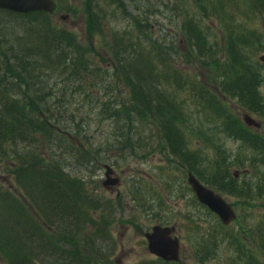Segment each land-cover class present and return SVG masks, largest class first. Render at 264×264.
Wrapping results in <instances>:
<instances>
[{"label": "rangeland", "instance_id": "rangeland-1", "mask_svg": "<svg viewBox=\"0 0 264 264\" xmlns=\"http://www.w3.org/2000/svg\"><path fill=\"white\" fill-rule=\"evenodd\" d=\"M55 1L58 10L49 19L56 27L76 35L80 45L91 47L87 50L86 59L91 61L99 74L97 79H91L82 73L84 81L75 82L68 81L71 80V70L68 69L65 74L49 69L42 78L37 79V83L42 86L44 93L49 91L47 83H52L56 87V94L66 95L62 106L68 109V115H63L68 121L66 125L69 133L75 137L74 125L80 123L83 126L82 137L87 135L93 148L100 149V158L94 164L97 168H81L71 156L66 171L73 179L82 178L85 189L96 205L100 206L93 216L94 222L101 223L105 217L110 223L103 234L112 247L107 250L109 261L112 264H165L150 254L145 239V234L151 233L156 225H162L176 229L173 235L180 241V259L177 264H250V252L247 256L243 254L247 253V247H253V243L257 242L256 233L249 231L259 228L264 230V200L247 203L237 193L227 191L224 184L212 187L210 174L214 167L220 165L216 167L220 169L219 175L232 176L233 180L238 181V186L252 187L263 182L264 143L260 137H264V117L262 112L257 114L244 110L239 102L223 94L218 86L220 80L216 79L220 69L212 71L216 66L208 64L211 59L206 63L195 50L194 54L192 50L189 53L185 38L189 34L190 19L195 23L198 21L200 27L191 30L190 35L200 30L206 37L205 46L218 45L217 49L208 47L207 55L223 59L225 37L221 31L232 20L227 18L222 22L225 18L210 15L198 17L197 6L192 0H120L126 5L127 12L110 5L106 0L92 2L94 11L101 13L104 18L108 15V28L111 26L122 38H141L145 44L156 40L157 45H164L172 61L170 74H178L180 79H184L171 81L170 78L167 82H155L162 87L158 94L171 98L178 107V131L182 134L180 138L175 130L166 128L163 146L157 134L159 130L153 123L140 124L134 120V114H130L129 120L124 112L121 120L115 117L114 111L121 105L131 108L132 97L131 83L117 76L105 47L108 43L113 44L116 37L112 38L110 29L106 27L104 36L91 27L87 0ZM248 4L250 9L244 3L243 9L233 11L243 20L242 24L235 27L251 33L255 49L248 51L254 61H260L264 58V19L255 6ZM245 9L253 13V20L246 18ZM128 14L132 16L128 17ZM133 16L147 19L152 29V40L149 41L146 34L137 30ZM68 54L73 58V50L69 49ZM204 64L210 66L205 67ZM260 64L257 91L264 98V62L260 61ZM193 84L196 85L194 89L190 86ZM76 86L82 87L83 91L76 92ZM202 87L212 94L204 105L199 100ZM73 113L77 117L75 124L68 118ZM246 114L261 122L263 127L260 131L256 132L243 124ZM236 124H242L248 133L241 138L236 136ZM207 135L210 139H207ZM182 141L188 149L176 157L179 152L171 154V151ZM16 162L21 164L20 161ZM17 164L13 159L0 164V188L12 191L26 211L34 215L36 207L30 196L24 198V192L15 191ZM103 164L113 167L114 174L110 179H119V186L103 187ZM188 173L195 175L203 186L219 193L234 207L237 220L226 229L231 235L230 239L226 233L215 235L218 234L217 224L220 221L197 201L187 181ZM97 226H88L87 237L95 238L98 235ZM203 233L219 237L217 246H213V242L208 244ZM233 235L238 238L240 235L243 244H238L240 240L232 241ZM261 252L262 262L264 251ZM0 264H6L1 257Z\"/></svg>", "mask_w": 264, "mask_h": 264}, {"label": "trees", "instance_id": "trees-1", "mask_svg": "<svg viewBox=\"0 0 264 264\" xmlns=\"http://www.w3.org/2000/svg\"><path fill=\"white\" fill-rule=\"evenodd\" d=\"M93 1L87 0V9L91 12L90 25L104 36L105 27L109 25L108 15L104 18L101 13L94 11ZM192 1L197 6L198 17L210 15L225 18L221 19L222 22L230 18L232 23L221 31L225 37L223 59H214L207 55L206 49H217L218 45L205 46L206 37L200 30L190 35L191 30L200 27L197 18L198 25L190 19L189 34L185 36L189 53L192 50L194 54L195 50L206 63L211 59L208 64L216 66L211 70L216 72L220 69L216 79L220 80L218 86L223 94L239 102L244 110L257 114L262 112L264 117V98L257 91L260 80L258 67L261 64L260 61H254L248 51L255 49L251 33L235 27L242 24L243 20L234 14L244 3L250 9V3L264 19V0ZM106 2L127 12L126 5L120 0ZM249 9L244 12L251 21L254 16ZM50 15L43 12L17 14L0 10V164L12 159L15 164L16 161L21 162L17 164L15 191L24 192V198L29 195L36 207L32 215L12 191L0 188V257L6 264H112L107 252L112 247L103 236L110 223L105 217L101 223L94 222L93 216L100 206L96 205L94 198L85 189L82 178L73 179L66 171L71 156L81 168H97L94 164L100 158V149L93 148L87 135L82 137L83 126L80 123L74 125L75 137L69 133L66 125L68 121L63 115H68V109L62 106L66 95L56 94V87L52 83H47L49 91L44 93L42 86L37 83V79L42 78L49 69L65 74L69 69L71 80L68 81L75 82L84 81L82 73L97 79L99 72L86 59L87 50L91 47H83L76 35L56 27L49 19ZM132 20L137 30L146 34L149 41L152 40V29L147 19L133 16ZM110 27V36L116 38L113 44L105 45L107 53L117 76L132 85L131 108L121 105L114 111L116 119L121 120L124 112L129 120L130 114H134V120L140 124L153 123L159 130L160 134H157L163 146L166 128L175 130L178 133L176 135L182 138L176 116L178 107L171 98L158 94L162 87L151 90L153 82H167L170 78L171 81L184 80L178 74H170L172 61L164 45H157L156 40L145 44L141 38H122L118 31ZM69 49L74 52L73 58L68 54ZM208 64L204 66L209 67ZM126 70L132 73L131 77L126 76ZM190 86L196 88L194 84ZM74 90L81 92L83 88L76 86ZM211 95L202 87L199 99L202 105ZM68 118L73 120V124L77 122L75 113ZM234 128L239 138L248 133L242 124H236ZM207 139H210L208 135ZM260 140L264 143V137H260ZM182 142L171 154L179 152L176 154L179 157L182 151H187L188 146ZM248 142L251 140L248 139ZM216 167L210 174L212 187L224 184L227 191L237 193L247 203L264 200V179L257 186H238V181L233 180L232 176H220V169ZM89 225H98L95 238L87 237ZM217 227L216 236L226 233L230 239L227 227L220 222ZM249 232L256 233L257 242L253 243V247H247V253L243 255L247 256L250 252V264H263L260 256L261 251H264V230L259 228ZM203 235L208 244L213 242L212 245L217 246L219 237H212L214 234L211 233ZM238 236L233 235L232 241L240 240L238 244H243L241 236ZM100 240L102 242L98 243Z\"/></svg>", "mask_w": 264, "mask_h": 264}, {"label": "water", "instance_id": "water-1", "mask_svg": "<svg viewBox=\"0 0 264 264\" xmlns=\"http://www.w3.org/2000/svg\"><path fill=\"white\" fill-rule=\"evenodd\" d=\"M0 9L18 14H28L33 12L52 13L56 9L54 0H0ZM264 62V58H262ZM244 123L248 127L261 128L250 116H244ZM106 185L119 186V179L111 180L113 170L106 167ZM188 183L196 195L198 201L205 205L211 212L215 213L223 225L228 226L236 219V213L220 195L203 186L191 173L188 175ZM174 228H163L155 226L151 233L145 235L148 242L150 254L166 262H178L180 255V243L177 238H172Z\"/></svg>", "mask_w": 264, "mask_h": 264}, {"label": "bare ground", "instance_id": "bare-ground-1", "mask_svg": "<svg viewBox=\"0 0 264 264\" xmlns=\"http://www.w3.org/2000/svg\"><path fill=\"white\" fill-rule=\"evenodd\" d=\"M126 76L129 78V77H131L132 76V73L130 72V71H128V70H126ZM151 90H155V89H157V87H158V85H157V83H155V82H153V83H151ZM158 101V100H157ZM210 211V210H209Z\"/></svg>", "mask_w": 264, "mask_h": 264}]
</instances>
